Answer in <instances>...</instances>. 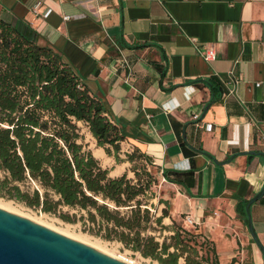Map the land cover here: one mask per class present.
<instances>
[{
	"label": "crops",
	"instance_id": "0c3cea01",
	"mask_svg": "<svg viewBox=\"0 0 264 264\" xmlns=\"http://www.w3.org/2000/svg\"><path fill=\"white\" fill-rule=\"evenodd\" d=\"M0 17L103 101L158 177L165 220L202 235L220 264H264V155H243L264 153V0H0ZM212 77L227 89L216 103L194 84Z\"/></svg>",
	"mask_w": 264,
	"mask_h": 264
},
{
	"label": "trees",
	"instance_id": "16d2710c",
	"mask_svg": "<svg viewBox=\"0 0 264 264\" xmlns=\"http://www.w3.org/2000/svg\"><path fill=\"white\" fill-rule=\"evenodd\" d=\"M194 84L209 88L213 103L227 91L218 77ZM80 123L98 148L122 162L121 145L129 136L111 121L103 101L57 49L0 17V196L67 223H76L77 215L61 209L77 211L92 224L85 232L159 264H220L212 246L200 255L204 247L198 249L196 235L174 220L164 224L169 204L154 191L159 179L145 154L137 148L127 154L131 163L144 161L131 170L135 178L113 177L84 143ZM174 174L165 171L164 177L177 182ZM241 204L238 212L246 215ZM165 231L172 235L160 241L156 233Z\"/></svg>",
	"mask_w": 264,
	"mask_h": 264
},
{
	"label": "water",
	"instance_id": "95a60500",
	"mask_svg": "<svg viewBox=\"0 0 264 264\" xmlns=\"http://www.w3.org/2000/svg\"><path fill=\"white\" fill-rule=\"evenodd\" d=\"M243 155L264 153L249 151ZM0 264L128 263L0 208Z\"/></svg>",
	"mask_w": 264,
	"mask_h": 264
},
{
	"label": "rangeland",
	"instance_id": "374dc122",
	"mask_svg": "<svg viewBox=\"0 0 264 264\" xmlns=\"http://www.w3.org/2000/svg\"><path fill=\"white\" fill-rule=\"evenodd\" d=\"M79 126L85 138L84 143L88 146V148L91 149L94 154L102 151V153L100 152V155H97V158L101 161V164L105 168H108L110 170L111 176L116 177L124 173H128L130 178H135L134 173L131 170L134 166L142 165L144 161L138 158L136 163L129 162L127 154L133 153V151L131 150V148L128 147L127 144L121 145L122 150L120 154V159L122 160V162L118 163L114 157H109L108 155H106L102 148L97 147L96 140L92 137L88 129L83 124L80 123ZM24 189H27V186H25ZM156 189L157 188L155 187L154 191L157 193ZM154 203H157V200ZM0 208L16 215L30 219L35 223L45 226L76 241L94 247L102 253H105L113 258H116L128 264H159L157 261L145 259L139 254H135L132 251L125 249L123 245L119 242L106 241L102 237H98L88 232H85L84 229L91 227L92 224L87 221L86 218L82 219L81 214L77 211H71L68 208L61 209V212H70L72 216L77 215L76 223H67L56 215L43 213L40 210L29 208L23 203L12 199L3 198L2 196H0ZM161 209L162 207H160L159 209V215H161ZM164 224L172 226V223L169 220H164ZM94 228L97 229V225H95ZM190 232L193 235H196L195 241H197L198 243V249L201 250L200 245H203L204 247L203 250L200 252V255H206L208 250L212 249L210 248L211 244L206 243L204 238H202L203 236H200V234H198L195 230L192 229ZM156 235L158 236L160 241H163V236L169 237L170 235H172V233L169 231H165L162 234L156 233ZM210 256L211 258L213 257L212 253H210ZM179 263L183 264L184 261L180 260Z\"/></svg>",
	"mask_w": 264,
	"mask_h": 264
},
{
	"label": "built area",
	"instance_id": "2783aa9c",
	"mask_svg": "<svg viewBox=\"0 0 264 264\" xmlns=\"http://www.w3.org/2000/svg\"><path fill=\"white\" fill-rule=\"evenodd\" d=\"M50 14H51V10H49V11L46 12L45 17H46V18L49 17ZM65 19L67 20V19H69V17L67 16V17H65ZM203 56H204V59H205L206 61H208V62H210V61H214V60H216V58H217L216 51H215L213 48H209V49H207V50L204 52ZM231 76L233 77V73H232V72H231ZM257 86H260V85L258 84ZM188 99H191V96H188ZM179 106H180V105H176V106H175L174 108H172V109H173V110L178 109ZM172 109H171V110H172ZM195 118L197 119L198 116H196ZM207 129H208V130H211V129H212V126H211V125L207 126ZM232 144H234V143L232 142ZM187 221L190 222V223H192V220L189 219V218L187 219Z\"/></svg>",
	"mask_w": 264,
	"mask_h": 264
},
{
	"label": "bare ground",
	"instance_id": "6f19581e",
	"mask_svg": "<svg viewBox=\"0 0 264 264\" xmlns=\"http://www.w3.org/2000/svg\"><path fill=\"white\" fill-rule=\"evenodd\" d=\"M102 153V151H100ZM100 152H97L94 154V156L97 158V155H100L101 153Z\"/></svg>",
	"mask_w": 264,
	"mask_h": 264
}]
</instances>
